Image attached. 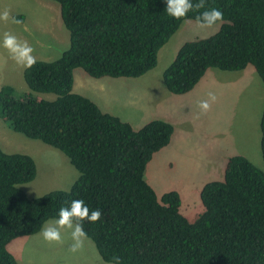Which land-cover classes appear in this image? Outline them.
Wrapping results in <instances>:
<instances>
[{
  "label": "trees",
  "instance_id": "obj_1",
  "mask_svg": "<svg viewBox=\"0 0 264 264\" xmlns=\"http://www.w3.org/2000/svg\"><path fill=\"white\" fill-rule=\"evenodd\" d=\"M59 4L70 48L55 61L36 60L23 77L29 92L0 89V115L26 137L63 152L80 176L69 191L30 198L20 187L37 176L28 154L0 147V264H19L8 246L33 236L60 207L82 199L101 219L83 221L102 260L111 264H264V170L247 157L229 159L222 180L201 191L204 210L193 222L178 192L159 197L145 180L153 156L167 147L171 123L136 129L74 92L75 70L102 78H140L185 20L167 15L164 0H48ZM219 8L220 30L186 42L163 73L173 95L191 92L207 71L252 66L264 85V0H204ZM22 20V16L16 17ZM35 93L54 94L38 99ZM264 159V110L261 118Z\"/></svg>",
  "mask_w": 264,
  "mask_h": 264
},
{
  "label": "rangeland",
  "instance_id": "obj_2",
  "mask_svg": "<svg viewBox=\"0 0 264 264\" xmlns=\"http://www.w3.org/2000/svg\"><path fill=\"white\" fill-rule=\"evenodd\" d=\"M3 10H8L10 17L22 16L23 19L18 20L19 23H13L11 19L0 21V36L10 32L20 40L25 38L32 44L36 60L55 61L70 48V34L62 21L58 3L0 0V11ZM220 26L202 29L194 20H185L160 50L157 67L140 77L141 80H136L139 84L143 83L142 79L148 81L158 95H153L148 105L136 110H122V116L136 128L152 118H164L173 125L175 131L170 144L153 156L144 177L159 197L167 192H178L181 211L192 222L204 210L202 188L210 181L222 180L230 158L243 155L264 170L261 150L264 85L254 67L248 66L241 71L211 68L191 92L185 95L169 93L168 100L165 99L166 93L162 94L163 73L179 49L186 42L216 34ZM24 70L10 58L7 50L0 48V89L10 85L19 93L29 92ZM74 74V92L84 93L80 83L89 76L82 69H76ZM209 91L216 94V101L208 111L202 112L198 102L207 99ZM35 95L38 99L55 98L54 94ZM124 96V91L118 94L120 100H124ZM0 147L6 153L28 154L34 159L36 178L20 186L30 198L55 190L69 191L80 176L63 152L19 133L1 115ZM62 232L60 243L46 242L42 236L33 235L17 238L8 249L21 264H111L102 260L94 242L86 236L81 247L71 251L70 230L62 228Z\"/></svg>",
  "mask_w": 264,
  "mask_h": 264
},
{
  "label": "clouds",
  "instance_id": "obj_3",
  "mask_svg": "<svg viewBox=\"0 0 264 264\" xmlns=\"http://www.w3.org/2000/svg\"><path fill=\"white\" fill-rule=\"evenodd\" d=\"M165 12L168 16L175 19H184L188 17L189 12L195 9H204L196 16L195 23L199 28L208 29L223 23L224 14L216 7L206 8L204 0H164ZM13 23H19L14 17H10L8 10L0 11V21L10 20ZM0 48L7 50L10 58L16 64L30 68L36 58L33 55V47L25 40H20L16 35L10 32H4L0 36ZM216 94L209 91L207 99L200 100L198 107L202 112L210 109L211 104L215 103ZM101 219V210L99 208L90 209L82 199H72L67 202L66 207H60L57 217L43 226L40 235L46 242H62V228L70 230V236L73 241L71 251H77L81 245L86 233L83 228V221L97 222Z\"/></svg>",
  "mask_w": 264,
  "mask_h": 264
},
{
  "label": "crops",
  "instance_id": "obj_4",
  "mask_svg": "<svg viewBox=\"0 0 264 264\" xmlns=\"http://www.w3.org/2000/svg\"><path fill=\"white\" fill-rule=\"evenodd\" d=\"M15 18V17H14ZM23 40L27 41L25 38ZM28 42V41H27ZM29 43V42H28ZM30 44V43H29ZM32 46V44H30ZM90 78V79H89ZM88 79H83V82L80 83L81 90L79 94H82L95 103L99 105V107L110 114H116L117 117L121 118L122 120L129 122L132 126V122L130 120L125 119L122 114V110L124 109H131L136 110L138 107L142 105H148L153 99V95H158L157 91L154 87H150L145 81L142 79L143 83H137L136 80H141V78H128V79H114V78H102V79H94L89 77ZM135 80V81H134ZM147 83V84H144ZM162 87V94L166 93L165 99L168 100L170 97V92H166L167 89L164 85V81L160 84ZM76 88V81L74 85V89ZM125 92L124 100H120L118 94ZM156 119V118H155ZM154 119V120H155ZM160 120L167 121V119L159 118ZM153 120V118H152ZM149 120L148 122L152 121ZM147 122V123H148ZM146 123V124H147ZM145 124L140 125L138 128L143 127ZM64 234V232H62ZM41 237L40 232L36 234L34 237ZM87 238V237H86ZM12 253V252H11ZM13 254V253H12ZM14 255V254H13ZM101 257V256H100ZM19 262L18 258L15 257ZM19 264H21L19 262Z\"/></svg>",
  "mask_w": 264,
  "mask_h": 264
}]
</instances>
